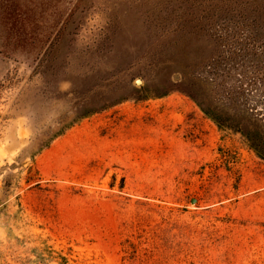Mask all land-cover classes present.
<instances>
[{
	"label": "rangeland",
	"instance_id": "rangeland-1",
	"mask_svg": "<svg viewBox=\"0 0 264 264\" xmlns=\"http://www.w3.org/2000/svg\"><path fill=\"white\" fill-rule=\"evenodd\" d=\"M223 1L0 0V264H264V159L206 87Z\"/></svg>",
	"mask_w": 264,
	"mask_h": 264
},
{
	"label": "trees",
	"instance_id": "trees-1",
	"mask_svg": "<svg viewBox=\"0 0 264 264\" xmlns=\"http://www.w3.org/2000/svg\"><path fill=\"white\" fill-rule=\"evenodd\" d=\"M231 4L234 7L217 11L212 20L204 17L215 24L204 25L215 32L217 49L207 64L206 87L229 114L226 119H213L239 131L264 159V0H233Z\"/></svg>",
	"mask_w": 264,
	"mask_h": 264
}]
</instances>
